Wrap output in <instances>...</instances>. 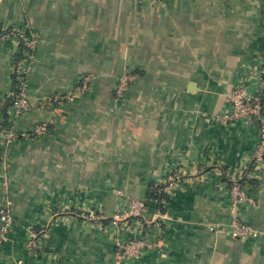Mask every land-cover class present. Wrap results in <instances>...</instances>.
<instances>
[{
  "label": "crops",
  "instance_id": "obj_1",
  "mask_svg": "<svg viewBox=\"0 0 264 264\" xmlns=\"http://www.w3.org/2000/svg\"><path fill=\"white\" fill-rule=\"evenodd\" d=\"M11 27L38 36L28 75L38 102L94 79L60 110L35 107L15 122L22 133L47 121L46 136L0 148V211L13 220L0 264H124L92 222L54 212H96L98 202L109 218L129 198L147 206L140 237H160L126 264H264V165L252 163L264 132L211 119L264 69V0H0V34ZM17 50L14 38L0 41L7 118ZM130 67L135 82L116 104L113 83ZM169 176L178 182L157 207L147 190ZM234 177L252 182L237 206ZM235 223L259 237H232ZM29 228L42 232L37 256L25 248Z\"/></svg>",
  "mask_w": 264,
  "mask_h": 264
},
{
  "label": "built area",
  "instance_id": "obj_2",
  "mask_svg": "<svg viewBox=\"0 0 264 264\" xmlns=\"http://www.w3.org/2000/svg\"><path fill=\"white\" fill-rule=\"evenodd\" d=\"M12 37L16 40L18 46L17 55L19 58L16 59V65L12 73V80L10 81V91L8 94V99L11 101L9 107V114L7 121L3 120L0 116V148H5L15 141L21 139H33L46 136L48 133L47 121H39L31 130L18 133L15 129V122L19 120L24 114L35 107H43L44 105H49L51 107L56 106L60 110L61 105L67 101L68 97H63L62 95H52L44 99L43 102H38L32 95H30L28 75L31 72V61H32V51L38 40V36L35 32H31L25 28L11 27L6 29L3 34H0V41L6 38ZM22 47V51L19 48ZM124 78H126V75ZM118 77L113 83L111 89V99L114 103H118L123 98L124 91L126 90V84H124V79ZM257 80H260L258 83ZM83 82L78 83L77 92L83 94L84 88ZM76 92V91H75ZM72 97L76 93H71ZM264 96V73L262 76L257 77L254 82L242 81L236 84V86L231 89L230 95L228 97V108L221 111L218 114L211 116L212 121L217 124L227 125L233 121L241 120L248 125H260L261 131L264 132V104L261 98ZM71 99V98H69ZM252 163L255 166L264 165V142H260L257 146V151L252 158ZM178 177L169 176V180L166 183L159 185L158 192L161 194H169L170 190L173 188V182ZM241 177H234L230 181L231 197L234 205H240L248 200L249 193L246 188L241 186L239 180ZM146 204L143 201H133L131 206H128L129 213L133 215L131 219L132 223L142 224L145 220L143 216ZM145 215V214H144ZM160 215L157 214V219ZM127 222L126 225L130 228V223ZM13 224V220L7 209L0 211V238L10 229ZM148 224V223H147ZM129 228L125 229L128 230ZM138 228V227H137ZM229 233L235 238H257L259 237V232L255 231L251 226L241 223H235L231 226ZM150 237V236H149ZM152 238V237H151ZM29 246L31 243H35V239L30 238ZM131 245L133 242H128ZM135 244V243H134ZM153 244L152 239L145 238L144 240H138V248L136 251H143L145 249H151ZM133 245V244H132ZM128 246V245H127ZM145 248H142L144 247ZM128 246L127 248H129ZM139 247H141L139 249ZM130 253V252H129Z\"/></svg>",
  "mask_w": 264,
  "mask_h": 264
},
{
  "label": "rangeland",
  "instance_id": "obj_3",
  "mask_svg": "<svg viewBox=\"0 0 264 264\" xmlns=\"http://www.w3.org/2000/svg\"><path fill=\"white\" fill-rule=\"evenodd\" d=\"M134 69L135 68L130 67L119 76V77H122L121 78L122 80L124 79L123 80L124 84H126L127 87H129L131 84H133V82H135ZM259 72H260V75L258 77L262 76V74L264 73L263 67H261V70ZM123 74L126 75V78H124ZM93 79H94V76L88 75V74L83 75L79 78V80L77 82L79 83L82 81L83 82L82 87H85L84 88L85 92L83 94L89 92V90L91 88V84L93 83ZM252 82H254V81H252ZM257 82L259 83L260 80H257ZM76 85L78 87V84H76ZM76 85H75V87H76ZM235 86H236V84L233 86V88ZM77 87L76 88L72 87V89H70L69 92H67L66 94H63L62 96L68 97V99H66V100L72 101L73 97H72L71 93L73 92L74 89H77ZM123 96H124V94H123ZM69 98H71V99H69ZM70 101H67V102H70ZM116 104H118V103H116ZM15 142H17V141H15ZM13 143H11V144H13ZM4 149H6V147ZM168 178L169 177H167L164 180L162 179V181H160V184H163L162 182H165V181L167 183L169 180ZM177 182H178V179H176L173 182L172 186L174 187ZM133 201H140V200L129 198L127 201L120 203L118 206L115 207L111 216L109 218L107 217L108 219L106 217H103L102 214H100L98 202H96V212L93 209L94 207L92 205H87V206H80V207H78V206L77 207H64L62 209L56 210L54 212V215L56 217L60 216V215H65L67 217H76L77 220H80L82 222L83 221L84 222H92V225L93 226L96 225V227H97L96 228V230H97L96 234H98L100 236H104L109 242H111L112 248L115 249V253L117 256V262L122 261V262H124V264L136 263V260H138L142 256V252L144 251V250L143 251H141V250L136 251L138 248V245H137L138 240L139 241L144 240L145 238H148L150 240L152 239L153 244L151 245V249H145V250L158 249L159 243H158L157 237L158 236L160 237V235L155 236L154 232H145L146 236L140 237L141 233L139 232V229L135 226L134 223H132V225H131L132 221L130 218H134V217H132L133 215H131L129 213L128 206L129 205L131 206ZM146 208H147V206L144 209L145 211H146ZM145 213L146 212H144V214ZM144 214H143V216H141L142 218L145 217ZM127 220H128V223H130V228L128 225H126L125 228H123V226L125 225ZM104 222H105V224H104ZM87 224H89V223H87ZM127 228H129V229L125 230ZM41 234H42V232H37L35 229H32V228H29V230H28L29 238L25 243V248L27 249L28 253L32 254L33 256H37V254L39 253L40 248H39L38 239H39ZM150 235L152 236V238L149 237ZM30 238L35 239V243H31L29 246ZM128 242H133L132 243L133 245L132 244L129 245ZM127 245L130 247L127 248L128 247ZM140 248L141 247H139V249ZM142 248H145V246ZM118 253H120V254H118Z\"/></svg>",
  "mask_w": 264,
  "mask_h": 264
},
{
  "label": "trees",
  "instance_id": "obj_4",
  "mask_svg": "<svg viewBox=\"0 0 264 264\" xmlns=\"http://www.w3.org/2000/svg\"><path fill=\"white\" fill-rule=\"evenodd\" d=\"M19 51H22V47H20L19 48ZM17 57L19 58V55H17ZM261 101H262V103L264 104V96L261 98ZM10 105H11V101H10ZM1 110V109H0ZM1 112V111H0ZM2 113V112H1ZM263 115H264V111H263ZM2 118H3V120L5 121V123H6V121H7V116L6 115H4L3 113H2ZM254 125H256V124H254ZM239 182H240V184H241V186H243V187H245L246 188V186H248L247 185V182H248V180H246V178H241L240 180H239ZM246 182V183H245ZM251 181H249L248 183H250ZM252 183V182H251ZM228 186H230V182L228 183ZM247 190V189H246ZM247 192H248V190H247ZM168 198H167V196H165L164 194H161V193H159L158 192V187H156V186H154V185H151L149 188H148V190H147V193H146V200H148L149 202H154L156 205H157V207H161V201H166ZM160 205V206H159Z\"/></svg>",
  "mask_w": 264,
  "mask_h": 264
}]
</instances>
